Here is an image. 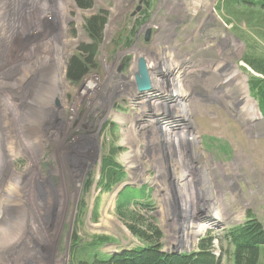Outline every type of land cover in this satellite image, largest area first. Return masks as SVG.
Wrapping results in <instances>:
<instances>
[{
    "label": "rangeland",
    "instance_id": "1",
    "mask_svg": "<svg viewBox=\"0 0 264 264\" xmlns=\"http://www.w3.org/2000/svg\"><path fill=\"white\" fill-rule=\"evenodd\" d=\"M183 1L92 0L91 7L81 8L75 0H0V113L13 117L8 127L0 126V161L5 142L19 145L10 159L14 181L1 172L5 162L0 167L6 188L19 181L16 189H6L10 197H0V264H76L94 252L143 247L144 238L132 227L149 232L152 226L162 234L159 243L167 253L198 251L201 239H212L219 264H233L227 231L250 216L264 226V113L258 89L252 88L264 74L246 62L248 57L264 60V6L205 0L211 12L202 7L193 15ZM99 12L107 21L97 55L89 73L73 82L70 60L87 55L80 47L91 42L85 19ZM168 40L187 56L188 66L196 67L186 80L194 84L187 97L190 111L180 114L176 127L182 132L185 126L187 139L178 147L163 139L157 129L166 108L160 122L144 133L148 139L157 134L162 143L145 146L141 136L130 137L131 122L142 117L138 102L149 90L135 85L141 97L131 93L132 65L137 55ZM236 65L247 76L260 125L248 127L245 113L230 104L241 94L235 80L219 82ZM116 112L124 115L115 117ZM5 131H11L8 140ZM126 131L130 136L124 142ZM112 148L123 178L107 188L103 178L109 167L103 163ZM153 159L169 171L180 161L193 179L194 186L169 197L168 213L164 191L156 185L166 182L160 177L165 173H157ZM74 165L82 170L75 172ZM181 179L175 188L181 189ZM126 189L133 197L123 211ZM8 205L13 211L7 212ZM210 207L222 219L215 220ZM102 237L108 240L95 244ZM91 243L88 251L82 248ZM258 264H264V246Z\"/></svg>",
    "mask_w": 264,
    "mask_h": 264
},
{
    "label": "bare ground",
    "instance_id": "2",
    "mask_svg": "<svg viewBox=\"0 0 264 264\" xmlns=\"http://www.w3.org/2000/svg\"><path fill=\"white\" fill-rule=\"evenodd\" d=\"M182 4H183L182 6L187 11V13L190 11L193 15H195L202 7L206 8L208 11L211 12V8L208 6L207 3H205V0H184ZM210 47H213V46H210ZM218 49H219V51H221V53L224 52L221 47ZM238 49L241 50L239 44H238V47L236 48V50L238 51ZM150 50L151 51L147 50L148 53L144 51V53H141L139 55V57L137 55L133 61L132 66H134V72L136 70V73L138 72L139 61L141 59H143L145 61L148 72H149L150 88L147 92L148 94H146L144 97L140 98V101L138 102L140 105H143V106L141 107V109L137 113V115H141L142 117L140 119H137V120L134 118L133 121L130 120L128 122V124H130V122L132 121L131 122L132 136H130L129 131H126L124 133V140L123 141L126 142L127 136H130L133 139L141 136L142 137L141 140L143 141L145 146H150V145L152 146V145H156L157 143L161 144L162 139L160 138V136H157V134H155L153 137H150L148 139V137H149V136H147L148 134L144 135V133L147 132L146 131L147 128H150V126H155L156 124H158V122H160V120H161L160 114L162 112H164L166 108H168L166 113L164 112L165 116H167V117L163 118L164 121L160 123V127H158L157 130L161 131V129H162L163 133H164L163 139L167 140V141H172L178 147L182 138L185 140L187 139L185 133L188 134V131L186 130L185 126L183 128L184 131H182V132L178 131L177 130L178 128H176V127H177V123L182 122V120L179 118L180 114L185 115L186 111H190V109H189L190 105L188 104L187 97H188L189 90L191 88H193L194 84H189L186 82V80H187V75L190 73H193L192 69L195 71L196 67L194 69V68L188 66L187 56L183 55L181 53V51L175 50V44L171 40L164 41V44L160 48L155 47V50H153V48H151ZM142 52H143V50H142ZM234 53H235V51H234ZM241 64L245 65L244 62H241ZM216 70H220V69L217 67ZM232 71L233 70H231V73L229 72L227 74L228 77H227V75H225L227 78L223 77L220 80L218 79L219 82H221V83H224L225 81L228 82L230 80L232 81L234 79L235 80L234 84L238 86L237 88L239 90H241V94L238 97V101H236V102L230 101V104L232 106L239 107L240 111L245 113V115L247 116L248 127H254V125H260L261 120H262V116H261L260 110L258 108V105L256 104L255 100L253 98H251V96H250L249 85H247V76L244 73H242V70L240 69L239 65H236L234 67V71L233 72ZM217 73H219V72H217ZM219 75H220V73H219ZM132 79H134L133 75H132ZM128 82H125L124 88H123L124 90H125V86L128 85L127 84ZM129 84H130L129 89L133 88V90H131V93L133 92L136 96L141 97L140 95L136 94V92L134 91L135 85H137L135 82V79H134V81L130 79ZM216 84L217 83H215V85ZM93 86H94V82H93V80H90L89 89H91ZM211 86L213 88L214 84L211 83ZM1 98H3V97H1ZM173 98L175 99L174 100L175 102L170 105L171 107H169V101ZM6 102L4 103L5 106L7 105ZM198 105H199L200 109L206 110L205 109L206 105L203 104L201 101L198 102ZM123 115L124 114H122V113L116 112L114 116L117 117V116H123ZM9 117L11 118V114L9 113V111L5 112L4 117L0 113V126L2 128H4L6 126L5 124H9V121H7V119H9ZM40 118H42V116H40ZM141 119L146 120L145 122H147V123H145V124L142 123ZM147 119H150V120H147ZM12 121H13V119H12ZM218 123H220L219 117H218L217 124ZM12 124L10 122V127ZM218 125L221 126L222 124L220 123ZM6 127H8V126H6ZM150 133H151V131H150ZM158 133H159V131H158ZM5 134L7 136V138H6V136L4 137V138H6V140L11 138V131H7V132L5 131ZM128 141H129V138H128ZM37 142H39V140ZM12 143H14V142H12ZM14 145L15 144H10L9 141L7 143L5 142V144L3 145V148H5V151H4V154L1 155L4 159H3V161H0V167L2 166V162H5V168H6L5 170H3L1 168V172L6 173L7 176L9 177V180H11V181H14V178L12 179V177L15 176L16 171L14 169H12V170L10 169L11 168L10 167V163H11L10 159H11V156L12 157L16 156L15 147L16 146L19 147V145H16L15 147H14ZM21 145H22V143H21ZM17 151L18 150H16V152ZM20 152L22 154L25 153L23 148H22V150H20ZM199 152H200V150H199ZM141 154H142V151H141ZM201 154H202V152H201ZM144 158L145 157H143V159ZM153 162L156 165V167L158 168L157 173H159V175L160 174L162 175L163 172L165 173V176H160V177H165L166 182L163 183V182L158 180V182H156V185L159 187L158 190H160V192L164 191V194H165L164 200H166V202L164 201L165 205H163L164 213H166V212L168 213L170 211L169 202H170L171 197L174 198V196L177 195V193H179L180 191L181 192L184 191V189H186L189 185H191L193 179L191 178V176L189 179L188 178L189 175L186 176V174H188V172H189L188 168L185 169L184 165L181 164L180 161L178 163H176L175 166H173L174 169L172 171L171 170L169 171V167L164 165L162 161L160 164V163H158V161L156 159H153ZM132 168H134V166H132ZM245 168H247V167H245ZM74 170H75V172L81 171L82 167H79L77 165L74 167ZM180 178H183V180L182 179L181 180L184 183L181 184V189L175 188L174 185H176V183L180 181ZM1 179L2 178L0 177V181H1ZM16 183H19V181L11 182L7 188L8 189H16L17 188ZM192 185H193V183H192ZM7 188L2 183H0V197L2 196V198H4V197L8 196V193L6 191ZM190 188H191V186H190ZM10 194H12V193H10ZM10 196H8V197H10ZM169 197H170V199H169ZM5 201L10 202V200H8V199H6ZM211 207L209 208L210 209L209 212L210 213L216 212L215 207H213V208H211ZM11 208H12V206L8 205L7 206V212L13 211V210H11ZM215 215H216V218H214L215 220L222 219V217L221 218L219 217L220 216L219 212H216ZM10 230H11V228L3 229V232L6 233Z\"/></svg>",
    "mask_w": 264,
    "mask_h": 264
},
{
    "label": "trees",
    "instance_id": "3",
    "mask_svg": "<svg viewBox=\"0 0 264 264\" xmlns=\"http://www.w3.org/2000/svg\"><path fill=\"white\" fill-rule=\"evenodd\" d=\"M79 7L89 8L92 6V0H75ZM240 2L244 0H234L233 2ZM246 1V0H245ZM257 6H264L263 0H247ZM229 3V2H227ZM229 6V4H227ZM106 17L104 13H97L85 19V29L91 42L88 45L80 47V52L88 53L87 55L75 56L70 60L68 76L73 82L81 81L87 73H89L90 62L93 61L97 55L98 46L102 40L103 31L106 25ZM255 71L264 74V60L251 57L246 61ZM88 67V68H87ZM252 88L258 89L262 98L260 107L261 112L264 113V81L256 79L252 82ZM106 156L107 161L103 164L109 167L104 172L105 187L109 188L112 183L118 182L123 178V166L116 164L115 156ZM126 194L124 200H121V207L124 211L128 202H130L133 194L129 189L124 191ZM150 231H141L132 227V231L138 234L145 240L143 247L122 250L116 253H100L94 252L87 255V258H81L76 264H219V256L215 255L212 250L213 240L203 238L199 244V250L185 253H167L162 250L159 238L162 236L159 229L155 226L150 227ZM107 238V237H106ZM225 238L229 241L233 248L232 258L233 264H258L261 256V248L264 246V226L255 217H249L244 223L230 228L225 234ZM108 240L105 238L96 240L95 244ZM82 248L87 251L92 246V243ZM97 249V247H95ZM94 248V249H95ZM98 251V250H96ZM81 252H84L82 249Z\"/></svg>",
    "mask_w": 264,
    "mask_h": 264
},
{
    "label": "water",
    "instance_id": "4",
    "mask_svg": "<svg viewBox=\"0 0 264 264\" xmlns=\"http://www.w3.org/2000/svg\"><path fill=\"white\" fill-rule=\"evenodd\" d=\"M138 89L143 92L150 88V78L146 63L141 59L138 63V72L135 75Z\"/></svg>",
    "mask_w": 264,
    "mask_h": 264
}]
</instances>
